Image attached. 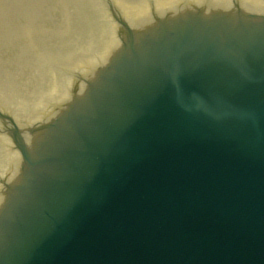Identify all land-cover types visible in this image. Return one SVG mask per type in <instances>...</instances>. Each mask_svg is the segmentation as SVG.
Instances as JSON below:
<instances>
[{
	"label": "water",
	"instance_id": "water-1",
	"mask_svg": "<svg viewBox=\"0 0 264 264\" xmlns=\"http://www.w3.org/2000/svg\"><path fill=\"white\" fill-rule=\"evenodd\" d=\"M13 140L0 264H264V0L164 15Z\"/></svg>",
	"mask_w": 264,
	"mask_h": 264
},
{
	"label": "rangeland",
	"instance_id": "rangeland-1",
	"mask_svg": "<svg viewBox=\"0 0 264 264\" xmlns=\"http://www.w3.org/2000/svg\"><path fill=\"white\" fill-rule=\"evenodd\" d=\"M39 2H45V0H37ZM95 0H57V12L58 15L51 11L44 10L43 13L35 17L38 26L32 30L33 37L31 40L22 41L21 48H25L30 52L29 60H15L14 58H6L5 48L7 49V55L11 57L13 50H8L7 47L2 46L6 40H2L0 37V109L1 107L11 109L16 106L18 102L25 105L24 108L32 112L33 104L32 97H39L45 92L48 87L50 76V67L57 69L58 73L64 75L60 70L61 67H67L70 63L64 61L70 59L73 54L81 51L89 50L84 42L86 39L91 38L92 34L97 31L102 19L101 16L107 17V12L103 10H94L92 4ZM96 6L99 9H103L99 1L96 0ZM103 1V0H101ZM115 3V7L121 13L124 9L128 11V15L125 17L130 19L135 7H141L144 3L141 1L130 2L126 0H112ZM22 4V8H34L37 5L33 4L30 0H19ZM131 4H134L133 6ZM13 0H0V16L4 18L9 15H14L18 10L14 8ZM94 10V12H93ZM149 11V9H147ZM51 12V13H50ZM50 13V16L48 14ZM17 18H15L16 20ZM35 21V20H34ZM6 22V21H0ZM107 22V21H106ZM24 29L22 24L16 27V32L11 35L10 38L23 35L19 29ZM31 31V30H30ZM64 31V33H62ZM68 31V32H65ZM43 33V34H41ZM43 35L42 40L37 43L33 40L35 35ZM46 40V42H45ZM75 42V43H73ZM32 45H31V44ZM73 44V46H72ZM35 47L36 52L33 49ZM40 47V48H39ZM39 56V57H37ZM18 63L24 64V66ZM35 66L34 67V64ZM33 65V66H31ZM56 70V71H57ZM65 76V75H64ZM56 78H61L57 76ZM32 93L34 95L32 96ZM10 95V96H8ZM8 96V97H7ZM8 111V110H7ZM28 113V114H29ZM6 152L0 142V170L3 162L5 161Z\"/></svg>",
	"mask_w": 264,
	"mask_h": 264
},
{
	"label": "bare ground",
	"instance_id": "bare-ground-1",
	"mask_svg": "<svg viewBox=\"0 0 264 264\" xmlns=\"http://www.w3.org/2000/svg\"><path fill=\"white\" fill-rule=\"evenodd\" d=\"M126 1H142L144 3V5L141 7H135L133 6L134 4H131L133 6V8L130 9L133 10L132 15L130 19H126L135 24H141L144 21L145 23H147L149 20H151L149 13V11L151 10L161 8L160 11H157L161 12L165 10L166 7L174 5V2H179V0H153V3L151 5L149 4L148 0L146 1V3L144 2V0ZM147 9H149V11ZM101 18L102 19L100 20V22L103 23L99 25V28L92 34L91 38H88L84 41L86 43V47L89 48V50L81 51L76 54H73L72 52V57L64 61L65 63L71 62L69 65H67V67L60 68L65 76L58 73L57 69H53L54 67H50L51 69L49 71L50 76H48V87L45 92L39 96L41 98L32 97L33 104L31 106V109L33 108V110L31 113H29L30 110L24 108L25 105L22 101L21 103L18 102L17 105L12 107L11 109H6L19 122L32 123L48 111L52 110L60 100H62L69 94L72 83L78 80L76 79V76L82 75V78L83 75L89 73L98 62H100L113 51L117 44L116 42H118L119 40L117 36L118 29L114 27L113 20L109 17L108 13L107 17L102 15ZM18 29L19 31H22L23 35L29 37L28 41L31 40V38L33 37L32 32H29L27 35V32H25L24 29ZM62 33H64V31H62ZM33 49H35V47H33ZM57 76H60L61 78H56ZM33 95L34 93H32V96ZM0 123H2L1 120ZM0 142H2V146L6 152L5 161L1 166L3 170H0V172L1 176L7 177L18 162L19 155L13 148L11 141L9 140L7 135L0 133Z\"/></svg>",
	"mask_w": 264,
	"mask_h": 264
}]
</instances>
